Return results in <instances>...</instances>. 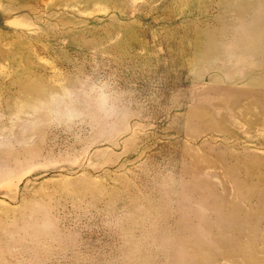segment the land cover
<instances>
[{"label":"rangeland","instance_id":"1","mask_svg":"<svg viewBox=\"0 0 264 264\" xmlns=\"http://www.w3.org/2000/svg\"><path fill=\"white\" fill-rule=\"evenodd\" d=\"M136 263L264 264V0H0V264Z\"/></svg>","mask_w":264,"mask_h":264},{"label":"bare ground","instance_id":"2","mask_svg":"<svg viewBox=\"0 0 264 264\" xmlns=\"http://www.w3.org/2000/svg\"><path fill=\"white\" fill-rule=\"evenodd\" d=\"M45 25H46V24H45ZM244 33H245V32H244ZM7 53H8V52H7ZM244 68H245V67H244ZM4 85H5V84H4ZM15 88H16V87H15ZM227 91H228V90H227ZM227 91H226V92H227ZM230 92H233V91H230ZM230 92H229V93H230ZM234 94H235V93H234ZM233 97H234V96H233ZM235 98H236V97H235ZM150 201H151V199H150ZM152 208H153V207H152ZM157 209H158V208H157ZM151 211H152V210H151ZM131 214H132V213H131ZM152 214H153V213H152ZM145 216H146V215H145ZM145 216H144V217H145ZM140 221H141V220H140ZM128 222H129V221H128ZM149 223H150V222H149ZM149 223H148V224H149ZM152 224H153V223H152ZM149 227H150V226H149ZM149 227H148V228H149ZM150 228H151V227H150ZM139 232H142V231H139ZM135 234H136V233H135ZM138 234H139V233H138ZM147 236H148V235H147ZM153 236H154V235H153ZM127 237H128V236H127ZM148 237H149V236H148ZM27 238H28V237H27ZM45 238H46V237H45ZM125 239H126V238H125ZM141 240H142V239H141ZM141 240H140V242H142ZM143 242H144V241H143ZM232 243H233V242H232ZM54 244H55V243H54ZM150 244H152V242H150ZM144 246H145V245H144ZM148 246H149V244H148ZM145 247H146V246H145ZM152 247H153V245H152ZM146 248H147V247H146ZM148 248H149V247H148ZM153 249H154V248H153ZM123 250H124V248H123ZM137 251H138V250H137ZM28 252H29V251H28ZM152 252H153V251H152ZM123 253L125 254V252H123ZM138 253H139V252H138ZM147 254H148V253H147ZM150 254H151V253H150ZM152 255H153V254H152ZM137 256H138V255H137ZM180 256H181V255H180ZM182 256H183V255H182ZM153 257H154V255H153ZM150 258H152V257H150ZM104 259H105V258H104ZM136 259H137V258H136ZM117 260H118V259H117ZM115 261H116V260H115ZM118 261H119V260H118ZM125 261H126V260H125ZM135 261H136V260H135ZM105 262H106V260H105ZM105 262H104V263H105ZM134 263H135V262H134ZM151 263H152V262H151ZM136 264H138V263H136Z\"/></svg>","mask_w":264,"mask_h":264}]
</instances>
